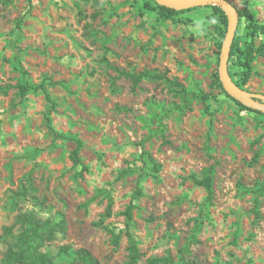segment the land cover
Returning a JSON list of instances; mask_svg holds the SVG:
<instances>
[{
	"label": "rangeland",
	"instance_id": "1",
	"mask_svg": "<svg viewBox=\"0 0 264 264\" xmlns=\"http://www.w3.org/2000/svg\"><path fill=\"white\" fill-rule=\"evenodd\" d=\"M227 1L264 25V0ZM145 2L154 7L150 0L0 2V264L22 229L17 218L23 213L56 230L42 248L53 257L67 245L88 250L100 264H125L123 212L138 184L142 195L129 222L137 264L166 256L174 264H264V195L255 222L253 197L244 191L264 181V111L217 90L209 101L212 117L191 99V110L166 113L161 134L153 115L159 106L180 104L173 87L143 79L133 88L118 72L157 70L190 92L207 93L217 72L221 25L209 7L186 11L177 22L157 21ZM249 24L240 19L233 41L263 50L242 89L264 97V33L253 34ZM17 54L26 78L14 68ZM243 70L235 58L228 60L235 82ZM45 79L53 83L47 89L54 111L41 92L18 96V84ZM149 130L157 132L149 138ZM57 134L81 140L86 170L69 158L76 142ZM151 158L161 164L159 173ZM210 166L213 194L206 206L204 187L191 178L205 183ZM27 178L32 189L24 183L22 198L18 190ZM107 195L113 202L108 219L102 217ZM99 220L119 235L117 247L94 227Z\"/></svg>",
	"mask_w": 264,
	"mask_h": 264
},
{
	"label": "trees",
	"instance_id": "2",
	"mask_svg": "<svg viewBox=\"0 0 264 264\" xmlns=\"http://www.w3.org/2000/svg\"><path fill=\"white\" fill-rule=\"evenodd\" d=\"M7 1V0H0ZM29 7L32 6V0H27ZM154 7L150 5L149 2H145L143 7L146 9H154L156 11V19L157 21H166L171 20L173 22H177L176 16L185 13L186 11H193L197 8H192L190 10H180L176 11L164 6L157 5L153 0ZM212 9V11L216 14L218 18V22L221 27L217 26L216 31L218 34V41L216 43L218 54L221 49V43L223 41L224 35L226 33L227 27V19L221 8L218 6H207ZM239 22L242 17H247L250 20L249 28L253 34L264 33V25L258 24L250 14L244 10L242 12H238ZM22 23V19L17 20V28L20 27ZM263 46H259L254 49L252 42L245 44V47L241 49L237 43V41H233L229 59L235 58L239 65L244 68L241 72V80L240 82H235L233 79V75L230 71H228V76L231 80L239 87L243 88L248 79L251 76L252 72V61L255 57V54H262ZM14 59L16 60V65L14 66L15 70L19 71L23 78L28 76V72L22 66L19 54H17ZM9 62V60H4ZM218 65V64H217ZM119 76L124 77L130 81L132 87H137L143 79H148L151 81H165L171 87H173V91L175 96H177L180 100V104L174 105L172 108L168 110H164L160 108V114H154L153 117L156 120L158 125L159 132L163 134L164 126L162 124V118L166 115V113L171 112V110L179 111L180 113H184L186 111L191 110L190 101L198 100L203 105L204 114L212 117V112L210 111L209 101L213 99V93L217 90L224 93L227 97L228 94L224 91L219 79L217 72L214 73L213 80L210 84V91L204 92L202 90L196 92L188 91L182 84L178 83L176 80H170L167 78L166 73H159L157 70H144L139 73H129L125 71H119ZM47 85H53V83L49 79H45L41 81L38 85L29 84L26 80L24 83H20L17 85L18 96L20 98H25L29 92H41L44 96L45 101L49 105V111H54L56 109V103L50 96V93L47 89ZM244 105V104H243ZM45 120L48 124L51 122V118L49 115H46ZM149 138L153 136L157 130L152 131L149 130ZM58 137L63 139H71L76 142L75 149L70 153V160L74 166H81L82 169L86 170V166H84L79 157V150L82 146L81 140L72 136H63L57 134ZM257 154H255L252 162H255ZM152 159V158H151ZM152 169L155 173H159L162 169L161 164L156 163L152 159ZM205 171L206 182L202 183L198 181L194 176L191 178L196 185L203 186L206 191V197L204 199V203L206 206L211 205L212 203V184H213V168L210 166ZM24 183L28 184V188L32 189L30 185V178L25 179L19 186L18 195L22 198H25L28 193V188L24 185ZM246 193L251 194L253 197V207L252 212L254 214V221L259 222L260 216L258 213L259 199L264 195V181L255 182L254 188H249L244 190ZM142 195V191L140 185L138 184L134 193L132 194L131 201L129 205L123 212V215L126 219V232L125 235L128 239V260L125 264H137L140 259V254L138 252L137 242L133 235L129 231V222L132 219V210L135 208L133 201ZM112 207L113 202L111 196L107 195V204L102 214L103 218H110L112 216ZM22 225L21 231L14 238V241L11 245L8 246L3 264H56L54 262L55 259H58L57 264H100L99 261L93 257V255L86 249H72L67 245H62L58 248L57 254L53 257L48 252H44L42 248L45 243L52 240L55 234V229L50 226L48 221L41 222L34 215L30 213L20 214L17 218ZM198 224V223H197ZM94 227L101 228L105 230L107 233L111 235V243L113 246L117 247L119 245V235L115 233L113 230L109 229L106 225H104L102 220H99L93 223ZM5 235L7 237L11 236V228L5 227ZM60 232H63V229H60ZM195 241V240H194ZM187 251V247H186ZM193 264L192 262H190ZM147 264H174L173 260L170 256L160 257V258H152L147 261ZM189 264V263H187Z\"/></svg>",
	"mask_w": 264,
	"mask_h": 264
},
{
	"label": "water",
	"instance_id": "3",
	"mask_svg": "<svg viewBox=\"0 0 264 264\" xmlns=\"http://www.w3.org/2000/svg\"><path fill=\"white\" fill-rule=\"evenodd\" d=\"M157 5L164 6L176 11L190 10L192 8L218 6L224 12L227 19V27L224 39L219 51L217 67L218 79L224 91L237 100L238 97H248L254 101L264 103V97L239 88L228 76L227 66L230 50L238 25V12L227 0H153Z\"/></svg>",
	"mask_w": 264,
	"mask_h": 264
},
{
	"label": "bare ground",
	"instance_id": "4",
	"mask_svg": "<svg viewBox=\"0 0 264 264\" xmlns=\"http://www.w3.org/2000/svg\"><path fill=\"white\" fill-rule=\"evenodd\" d=\"M237 100L248 107L264 111V103L254 101L248 97H238Z\"/></svg>",
	"mask_w": 264,
	"mask_h": 264
}]
</instances>
